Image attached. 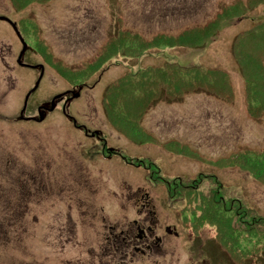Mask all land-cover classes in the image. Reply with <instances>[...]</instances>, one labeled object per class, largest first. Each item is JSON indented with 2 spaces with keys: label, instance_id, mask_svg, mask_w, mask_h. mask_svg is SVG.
<instances>
[{
  "label": "rangeland",
  "instance_id": "rangeland-1",
  "mask_svg": "<svg viewBox=\"0 0 264 264\" xmlns=\"http://www.w3.org/2000/svg\"><path fill=\"white\" fill-rule=\"evenodd\" d=\"M232 1L52 0L48 5L32 4L18 12L12 7L10 0H0V17L9 19H0V192L3 194V204H7L12 187L9 175L15 176L16 183L19 181L22 193L29 192L28 175H38L42 171V159L48 160L52 166V169H47L48 173H65L64 167L59 165L63 160L59 157L58 146L63 144L69 146L67 149H73L76 143H108L107 146L112 147L117 157L109 160L95 158L96 155L92 158H79L80 173L87 171L97 181L92 182L91 186L95 188V209L104 207L110 219H119L123 223L137 218L136 210L128 205L122 212L116 198L127 193H122L125 189H153L147 180L148 171L142 163L153 162L164 181L181 179L187 182L201 173H211L225 187L224 200H236L237 204L240 202L250 211L246 218L247 224L234 223L238 230L244 232L243 235L252 232L241 241L240 246L256 244L255 251L251 254L253 256L250 257L252 260L248 259L245 264H264V181L257 180L249 172L239 168L215 167L218 159L232 153L244 149L254 152L264 150V116L255 121L247 114L245 82L238 72L232 52L234 38L249 29L254 24L253 19H264V7L242 20L226 25L216 39L204 48H164L132 57L117 56L81 86L70 84L59 72L64 66L79 70L89 63L117 31L116 28H119L116 25L118 19L128 31L140 33L148 39L157 33L176 34L185 28L204 25L214 16L220 4ZM22 19H31L36 24L37 37L46 44L47 55L43 56L35 47L38 40L26 37L29 45L26 43L28 53L24 62L28 65L43 64L44 74L41 80L40 70L21 68L17 63L23 45L19 43L10 23L16 24ZM165 62L185 66L205 65L226 71L234 86L233 102L228 104L205 94L189 95L177 103L158 102L142 119L143 129L155 139V143H136L133 141L134 137L129 139L108 123L102 107L104 91L128 72L160 66ZM30 91H34L32 96ZM28 93L31 110L21 116L20 110L24 107V99ZM56 98L55 111L43 113V122L36 124L23 120L31 116L38 119L37 106L42 104L51 109ZM72 119L78 128L73 126ZM168 143H175L177 146H172V150H169ZM180 150L185 155L181 156ZM189 152L208 161L202 163L192 159L187 156ZM56 166L58 169H55ZM52 181L55 182L51 176L48 187ZM58 181H62L64 185L70 183L67 179ZM205 182L204 180L201 184L203 191L211 187ZM32 186L33 195L27 203L31 205L33 213L27 216L30 217L29 222L27 217L23 219L28 226L18 221L12 242L0 243V264H44V254L49 255V264H59V258L66 259V253L75 252L71 244L66 245L63 252L60 250L56 237L57 232H62L61 227L64 225H56V221H52V213L49 215L51 220L48 219L51 234L49 238L52 239L48 248L46 247L42 224L37 222L42 214L38 194L43 191L44 185L36 178ZM60 188L61 186L51 183V189H55L56 193ZM79 188L81 200L85 199L87 192L84 191V186ZM153 190L161 198L159 211L162 218L178 225L174 216H181L182 201L176 198L174 202L170 200L165 185H159ZM61 193L62 191L59 195ZM19 209L22 210L23 207ZM34 213L39 216L35 220L37 223L33 221L37 217ZM94 231L91 227L79 226L78 235L82 245H85L83 242L87 237L91 238ZM215 236L213 228L205 227L201 230V235L195 238L183 227L174 241L175 254H171L172 260L166 264H232L217 246ZM82 250L83 248H79V252Z\"/></svg>",
  "mask_w": 264,
  "mask_h": 264
},
{
  "label": "trees",
  "instance_id": "trees-1",
  "mask_svg": "<svg viewBox=\"0 0 264 264\" xmlns=\"http://www.w3.org/2000/svg\"><path fill=\"white\" fill-rule=\"evenodd\" d=\"M50 1L52 0H10V3L16 11L21 12L32 4L48 5ZM262 7L264 0H233L220 4L214 16L204 25L185 28L176 34L161 32L148 39L140 33L128 31L118 19L116 25H119V28H116L117 31L115 30L110 40L89 63L79 70L64 66L59 72L70 84L81 86L117 56L132 57L142 52L164 48H204L216 39L226 25L246 18ZM252 22L254 24L249 29L234 38L232 52L238 72L245 82L247 114L253 120L259 121L264 116V19H253ZM18 27L27 37L38 40L35 47L40 54L46 56V44L37 37L36 24L31 19H22ZM195 94H205L228 104L233 102L235 96L231 78L222 69L165 62L160 66L141 68L119 77L104 91L102 107L108 123L115 130L129 139L134 137L133 141L136 143H155V139L148 135L142 126V119L148 110L158 102H182L187 96ZM172 146L175 148L177 145L167 144L169 150H172ZM187 154L199 162L208 161L195 153ZM180 155H185V152L180 150ZM142 164L148 172L159 171L153 162ZM215 164V167L222 169L239 168L249 172L257 180L264 181V150L254 152L244 149L218 159ZM204 180L211 186L206 191H203L201 186ZM169 189L172 198L182 201L183 227L193 236L199 237L205 227L213 228L217 246L232 264H245L253 256L251 254L255 251V243L249 247L240 246L241 241L248 238L252 232L243 235L244 232L234 225L235 221L239 225L247 224L246 218L250 211L240 202L237 204L236 200H224L225 187H222L214 174L201 173L196 178L183 181L181 185L177 183L174 187L169 186ZM255 219L256 216L253 217V220ZM262 242L264 243V240Z\"/></svg>",
  "mask_w": 264,
  "mask_h": 264
},
{
  "label": "flooded vegetation",
  "instance_id": "flooded-vegetation-1",
  "mask_svg": "<svg viewBox=\"0 0 264 264\" xmlns=\"http://www.w3.org/2000/svg\"><path fill=\"white\" fill-rule=\"evenodd\" d=\"M0 19L9 21L5 17H0ZM19 22L16 24L9 22L18 37L19 43L23 45L17 57V63L21 68L40 70L41 80L44 74L43 64L28 65L24 62L28 53V41L27 35L18 27ZM24 44L27 46L26 49ZM3 61L4 59H2ZM32 67L35 69H32ZM30 93L24 99V107L20 110L21 116L31 110L29 108V100L34 91H30ZM29 94L30 96H28ZM53 111L41 104L37 106L38 119L31 116L23 118V120L39 124L45 119L43 113L48 114ZM72 121L73 126L78 128L73 119ZM98 139H100L99 136ZM107 145L108 143H76L73 149H67L69 146H64L63 144L58 146L60 148L59 157L63 160L59 165L64 167L65 176L58 171L48 173L47 171L49 168L52 169V166L48 160L42 159V171L38 172L40 174L30 173L28 175L29 192L23 191L21 193L19 181L17 180L16 183L15 176L9 175L12 187L8 195L7 204H3L4 198L0 192V243L12 242V236L18 221H22V224L28 226L27 221L29 222L30 217L27 216L31 215L33 210H31V205L27 203V200L33 195V181L39 178L41 184L44 185L43 191L38 194L42 214L38 220V214L34 213L37 217H34L33 221L35 222L37 219V222L42 224L41 229L47 242L46 247L48 248V243L52 239L49 238L51 234L48 229L50 226L48 219L51 220L49 215L52 213V221H56V225L59 223L64 225V227L60 225L63 230L60 233L57 232L58 235L56 237L60 250L63 252V249L69 244L75 249V252L65 254L66 259L62 258L60 260L59 258V264H166L171 262V254H175L176 249L174 241L178 238L179 231L183 228L182 216H174L178 225H174L172 220L162 218L159 211L161 198L153 189L159 187V185H165L168 198L174 202L175 198L170 195L169 186L174 187L177 183L181 185L183 181L181 179L164 181L165 179L158 173L147 172L148 183L152 185L151 188L153 189L137 187L130 191L125 189L122 193H127H121L122 196L116 194L120 196V198H116L120 210L124 212L128 205L129 208L136 210L137 218L126 220L124 223L119 219H110L109 215H106L104 207L99 210L94 207L95 192H93V189L95 188H91V186L92 182L97 183L95 176L87 171L80 173L79 167L80 157L84 159L86 157L92 158L93 155H96L95 158H102L103 160L117 157L118 155L112 150V147ZM52 164L54 163L52 162ZM55 169H58V166ZM51 176L55 182H50L48 187ZM58 179H67L70 180V183L64 185ZM51 183L61 186L59 190V192L62 191L61 195H59V192L56 193L55 189H51ZM80 186H84V191L87 192L85 193L87 197L82 200L80 198ZM99 191L100 189L96 192L99 193ZM20 207H23V209L20 210ZM25 217H27V221L23 220ZM81 225L95 230L91 238L87 237L86 241L83 242L85 245H82V241L79 240L78 228ZM79 248H83V250L79 252ZM44 257V264H49L51 262L49 255L44 254Z\"/></svg>",
  "mask_w": 264,
  "mask_h": 264
},
{
  "label": "water",
  "instance_id": "water-1",
  "mask_svg": "<svg viewBox=\"0 0 264 264\" xmlns=\"http://www.w3.org/2000/svg\"><path fill=\"white\" fill-rule=\"evenodd\" d=\"M26 47H27L26 44H24V48H25V49H26ZM60 97H61V96H60ZM60 97H58V98H60ZM56 99H57V98H56ZM56 99H54L53 102H52L51 109H50L51 111L54 110V102L56 101Z\"/></svg>",
  "mask_w": 264,
  "mask_h": 264
}]
</instances>
